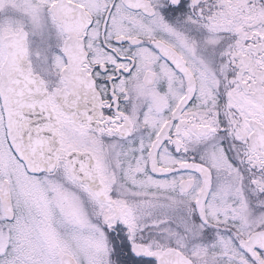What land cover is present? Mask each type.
<instances>
[{
	"label": "snow or ice",
	"instance_id": "obj_1",
	"mask_svg": "<svg viewBox=\"0 0 264 264\" xmlns=\"http://www.w3.org/2000/svg\"><path fill=\"white\" fill-rule=\"evenodd\" d=\"M0 264H264V0H0Z\"/></svg>",
	"mask_w": 264,
	"mask_h": 264
}]
</instances>
